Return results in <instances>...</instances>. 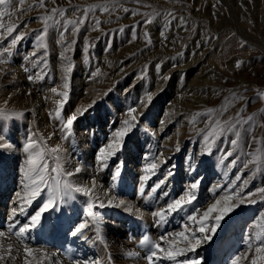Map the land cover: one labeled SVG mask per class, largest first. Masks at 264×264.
<instances>
[{
	"label": "rangeland",
	"instance_id": "obj_1",
	"mask_svg": "<svg viewBox=\"0 0 264 264\" xmlns=\"http://www.w3.org/2000/svg\"><path fill=\"white\" fill-rule=\"evenodd\" d=\"M45 4L49 11L65 10L63 18H54L58 22L48 21L46 49L38 46V37L44 28L40 17L47 13L37 0H24L22 5L13 0L8 9L11 16L0 18L5 28L19 25L11 34L2 30L0 36V59L6 61L0 64V109L23 113L0 118L11 145L0 147V231L7 234L10 225L13 233L18 231L47 199L44 193L31 205L24 202L25 211H20L25 196L20 168L29 137L46 146L50 168L57 164L55 154L48 153L57 147L64 168L81 166V172L69 178L73 183L91 186L95 179L98 188L92 195L96 205L92 210L100 213L101 223L97 232L87 214L89 196L74 193V199L61 203L59 211L46 213L48 219L42 226L26 231L20 240L15 235L0 238L5 244L0 264H25V246L32 249L27 256L31 264L91 263V257L98 264L139 263L143 254L138 250L148 254L139 244L144 235L158 241L187 222L185 211L166 213L162 223L154 212L164 211L194 180L200 181L194 205H208L209 199L200 198L206 191L205 176H213L212 190L221 183L210 165L222 166L237 186L248 179L242 195H256L222 223L219 239L214 237L213 242L198 248L204 249L205 257L188 253L179 259L198 256L201 264H221L217 242L233 236L226 235L234 231L231 227L239 219L245 230L243 238L234 240L230 251L220 257L230 264L233 256L247 249L245 236L264 215V199L257 191L264 188V165L251 163L256 149L264 147V0H45ZM93 5L99 7L85 15L83 10ZM103 6L110 11L104 12ZM169 12L176 18L168 16ZM65 20L77 24L66 25ZM167 20L171 24L166 29ZM21 32L23 38L11 46L12 38ZM40 57L43 59L36 65L34 61ZM65 81L67 89L63 88ZM53 88L57 93L66 91L68 99L63 101ZM225 106L223 115L214 113L211 119L223 123L238 113L243 119L249 115L255 119L249 131H244L248 124L241 130L240 149H232L229 141L234 137L228 134L218 138L207 154L201 131H207L205 121L210 117L206 113ZM85 108L83 115L76 112ZM130 108H136L135 120L129 116ZM73 114L77 119L69 131L64 121ZM125 120L132 127L118 138L115 133L125 127ZM109 144L113 149H108ZM101 150L106 155L112 152L106 168L97 162ZM229 151L232 155L225 159ZM233 159L236 163L231 166ZM152 163L157 164L154 174L142 181ZM117 169L120 176L113 180ZM159 181L164 184L151 192ZM96 195L105 200L114 196L113 205L120 200L125 203L99 208ZM84 221H88L84 236H72L70 229ZM7 244L12 245L11 256L6 254ZM41 249L46 253L43 260Z\"/></svg>",
	"mask_w": 264,
	"mask_h": 264
},
{
	"label": "snow or ice",
	"instance_id": "obj_2",
	"mask_svg": "<svg viewBox=\"0 0 264 264\" xmlns=\"http://www.w3.org/2000/svg\"><path fill=\"white\" fill-rule=\"evenodd\" d=\"M18 2L22 5L24 0H18ZM55 3V0H52ZM137 3L140 0H136ZM13 0H0V5L4 6V10L0 11V18L5 15L11 16V13L8 12L9 7L12 5ZM37 4L40 8H44L46 11V15L40 17L41 21L44 23V28L40 37H38L39 47L47 48V44L44 42V36L48 31V21L53 20L58 15L63 18L65 16V10L60 8H53L50 11L46 8L45 0H37ZM36 5H30V7H34ZM97 5L91 6V8L84 9L85 15L94 10ZM104 12H109L110 9L107 6H103ZM125 12L128 9H124ZM138 14L137 12H133V15ZM171 16L172 19H175V15L171 12L167 14ZM65 24L76 25V20H65ZM83 23V20L79 21ZM151 23V20L147 21ZM181 24L184 23L181 18ZM100 21L97 20L96 24L99 25ZM171 24V20H167L165 24V28ZM19 27V25H8L5 28L2 20H0V36L3 35L2 30H6L8 34H11L15 29ZM147 35V34H146ZM163 35V33H162ZM24 36V33H17L11 40V46H14L17 41L21 40ZM167 39V37H165ZM5 52L8 51L7 48L4 49ZM36 53H33L35 56ZM43 57H40L38 60L34 61L36 65L39 64L40 60ZM6 61L0 59V64L5 63ZM239 66V64H237ZM42 75V73H38L37 76ZM31 79V77H30ZM69 84L67 81L63 84V88L67 89ZM52 92L57 93V89H51ZM57 95L63 98V101L68 99V93L66 91L59 92ZM151 97L149 96V100ZM232 99H235L233 96ZM63 101L59 102L62 106ZM231 101H229L230 103ZM94 103V102H93ZM141 103H144L141 101ZM146 106V105H145ZM91 107V105L89 106ZM87 109H77L76 112L80 115H83ZM227 111V106L223 107L219 110H208L206 115L210 117V119L205 121V130H201L204 132V141H205V152L207 154H211V150L213 145L215 144L218 138H221L225 135L231 134L234 138L229 141L232 145V149L235 151L241 148L242 145V133L245 124H248L249 129H244V131H249L251 128V122L254 121L255 117L249 115L246 119L240 117L238 113L236 117H233L229 120L221 123L219 119H211L214 113H219V115H223V113ZM136 112V108L129 109V116L131 120H135L136 117L132 115ZM23 113L5 112L3 109H0V118L4 120L9 119L11 116H22ZM59 116V111L57 112ZM77 119V115L73 114L69 118L64 121V128L69 131L72 128L73 122ZM195 122V121H194ZM125 127L121 128L119 131L115 133V136L120 138L125 135V133L132 127L129 120L124 121ZM252 139L255 141L256 138L253 136ZM119 143V140L116 141ZM11 146L8 143L7 137L3 134L2 127H0V147ZM108 149H113V145L109 144ZM179 151V147L176 149ZM24 152L27 154L26 159L23 165L20 168V172L23 177V186L25 191V196L22 197V203L20 205V211L23 213L24 202L28 205H31L33 201L37 200L41 197L42 194L46 193L47 199L43 200L37 210H35L34 214L30 216L29 223L25 224L23 227H20L18 231L13 233L11 225L7 231V234L3 231H0V238L10 239L12 235L20 240L24 233L28 230H33L42 226V222L47 220L48 217L46 213L50 211L60 210L61 203H67L68 200L74 199V193H83L89 196V205H88V216L91 217V223L96 226L97 232H99V225L101 223L100 213L94 212L92 209L94 205L92 201V195L95 192L96 182L95 179L92 180L91 186L82 185L79 183H73L69 178L78 175L82 168L77 165L74 169H66L62 166L61 157L59 153L61 149L59 147L52 148L51 152L48 154H55V162L57 164L56 168H50L47 162L46 153L47 149L43 143L38 142L37 140L28 138L27 143L24 145ZM112 152H108L105 154V150H101L99 155L97 156V162L101 168L107 167V157L111 155ZM162 155V154H161ZM232 155V151L225 153L224 158L226 159L228 156ZM231 166H234L236 160L233 159L229 162ZM251 163L257 165H264V147L256 149V153L252 155ZM157 167L156 163H152L149 165L148 169H146L145 176L141 177L142 181L148 179L149 173L154 174L152 170ZM244 167H248V162H245ZM191 168V165H190ZM55 173V175H53ZM173 173L170 171L169 175ZM254 174V173H253ZM120 176V171L117 169L115 174L113 175V180ZM236 180H240V176L236 177ZM248 179L243 181L242 186H237L235 182L232 183L230 188H227L223 195L219 196L215 199V201L204 207H197L194 205V201L197 200V190L199 188L200 181L194 180L188 187V189L184 192V194L180 195L177 198L171 200L168 203L167 208L164 211H157L153 213V216L159 218V222H164L166 213L177 212V211H185L187 213V222L182 226V229L176 232L168 233L167 235L161 236L158 241L152 240L148 235H144L142 239L139 241L141 247L148 250V255L146 259L149 264H159L161 260H166L170 262V264H201L202 258H186L179 259V257H187L188 253H195L197 249L202 244H207L213 242V238L219 239L217 236L218 230L221 229L222 223L226 222L227 219L231 217V214L235 212L241 205L245 203L253 202L250 200V197L256 195V193H244V187L248 184ZM164 184V181H159L157 184L151 189V192H156L157 189ZM220 187V186H218ZM141 191H143V184L141 185ZM213 195H216V189L213 190ZM258 193L262 194L261 198L264 199V188H260L257 190ZM20 196V193H17ZM167 195V193H165ZM105 196H108V193L105 192ZM116 198L114 196L108 198L107 200L101 199L100 196L96 195L95 200L98 202L99 208H104L105 206H116L124 205V201L120 200L118 204L113 205V201ZM189 207L191 210L189 211ZM13 215L16 213V209L12 210ZM88 221L81 222L75 225L70 229V234L72 236H84V229L86 228ZM55 227V225H53ZM5 249V244L3 239H0V250ZM25 264H31V262L27 259L28 255H31L32 249L25 246ZM42 253L40 259L43 260L46 253L44 250H38ZM6 254L11 256L12 254V245L7 244L6 246ZM129 255H135V253H129ZM4 259V254H0V260ZM264 264V215L260 217V220L254 224L248 231V246L244 252L237 253L230 259V264ZM73 264H79L78 261H74Z\"/></svg>",
	"mask_w": 264,
	"mask_h": 264
},
{
	"label": "bare ground",
	"instance_id": "obj_3",
	"mask_svg": "<svg viewBox=\"0 0 264 264\" xmlns=\"http://www.w3.org/2000/svg\"><path fill=\"white\" fill-rule=\"evenodd\" d=\"M210 168H211L210 169L211 172H214L215 173L213 175L217 176L220 179L221 183L218 185L220 187H218V186L215 187V189H216V195L214 196L213 195V191H212V189H210V186H209L212 183L211 177H213V176H209V177L208 176H205L204 182H203V190L205 189L206 191L204 192V194L203 193L200 194V198H201L202 201L203 200L205 201V200L209 199L208 205L212 204L215 201L216 198H218L219 196L223 195L224 192H225V190L227 188H230L231 187L230 185L232 184L230 182V179H229L228 175L226 174L225 170H223L224 168L222 169V166L220 168H215L214 165H210ZM99 187H100V185H99ZM208 191H209V194H207ZM10 192H11V190H10ZM10 192H8V194ZM243 227H244L243 226V223H241V221L239 219L235 220V223L233 224V227H231V228H234V231L231 232V233H229L230 231H228L229 234L226 235L227 237H229V236H231L233 234V236L231 238H228V240L220 239L217 242V244H218V251H219L218 260H219V262L221 261V264H225V262H226V261L224 262V260L220 259V257H224L230 251L229 245L234 240H236L237 238L238 239L243 238V235H244V232H245V230H243ZM226 236H224V237H226ZM245 237H248V234ZM222 247H224V248H222ZM138 252H139L138 254H143V255L141 257V261L139 263H136V264H149L148 260L146 259V256L148 254L145 253V252H143L142 249H139ZM195 253H196V255L201 256V257H205L206 256V252L204 251V249H203V251H201V249H197V251ZM54 255H55L54 258H56L57 253H55ZM58 259H59V257H58ZM93 260H94V258L91 257V259H90V262L91 263H81V264H98L96 262H93ZM169 263L170 262H168L166 260H161L159 262V264H169ZM50 264H51V262H50Z\"/></svg>",
	"mask_w": 264,
	"mask_h": 264
}]
</instances>
